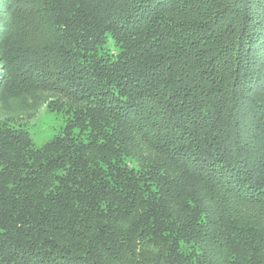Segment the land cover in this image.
Wrapping results in <instances>:
<instances>
[{"label":"trees","instance_id":"1","mask_svg":"<svg viewBox=\"0 0 264 264\" xmlns=\"http://www.w3.org/2000/svg\"><path fill=\"white\" fill-rule=\"evenodd\" d=\"M220 2L0 0V264H264V0Z\"/></svg>","mask_w":264,"mask_h":264},{"label":"rangeland","instance_id":"2","mask_svg":"<svg viewBox=\"0 0 264 264\" xmlns=\"http://www.w3.org/2000/svg\"><path fill=\"white\" fill-rule=\"evenodd\" d=\"M191 2V0H189ZM198 1H210L214 2L215 0H198ZM236 0H233L232 3H229L228 7V14L226 13V6L228 3L220 2L221 5L217 9V12L224 16L221 20L226 19H233L235 17L234 11H232V6L234 5ZM219 2V0H218ZM176 11L179 14H186L187 13V1H181L178 2V5L176 7ZM2 15L5 14V12H1ZM187 19H189L187 17ZM21 18L18 19V29H23L24 35L26 31H29L35 28L34 23L29 18H24L21 21ZM20 21V22H19ZM100 53L103 55H109L112 57H115L120 52L119 45L110 37L108 36L105 40L104 45L99 50ZM1 114V113H0ZM2 118V117H0ZM22 126L28 130L30 138L33 141V145L37 148H40L43 146L47 141L52 139L55 135H57L61 128L64 125V118L60 115H57L56 113L50 112L46 107H42L36 116L30 120H23L21 122ZM127 165L131 166V162L127 161Z\"/></svg>","mask_w":264,"mask_h":264}]
</instances>
